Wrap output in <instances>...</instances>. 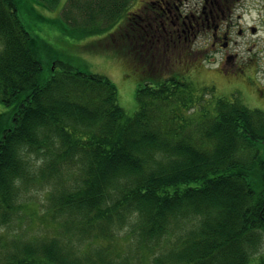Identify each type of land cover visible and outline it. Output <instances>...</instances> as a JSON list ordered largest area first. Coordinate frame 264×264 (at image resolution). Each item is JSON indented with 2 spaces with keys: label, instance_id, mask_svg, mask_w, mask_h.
I'll return each instance as SVG.
<instances>
[{
  "label": "trees",
  "instance_id": "obj_1",
  "mask_svg": "<svg viewBox=\"0 0 264 264\" xmlns=\"http://www.w3.org/2000/svg\"><path fill=\"white\" fill-rule=\"evenodd\" d=\"M95 1L73 31L109 33L129 3ZM19 10L0 0V102L10 107L0 113V219H12L19 185L36 179L30 153L43 180L61 186L65 167L77 172L47 209L64 240L24 243L0 264H114L107 249L82 255L73 244L111 238L128 219L156 245L173 238L153 264H264V112L208 101L174 76L139 86L128 117L106 76L58 59L45 67Z\"/></svg>",
  "mask_w": 264,
  "mask_h": 264
},
{
  "label": "rangeland",
  "instance_id": "obj_2",
  "mask_svg": "<svg viewBox=\"0 0 264 264\" xmlns=\"http://www.w3.org/2000/svg\"><path fill=\"white\" fill-rule=\"evenodd\" d=\"M17 1L19 2L20 17L25 27L37 39L38 59L45 67L53 59H58L81 71L106 76L117 86L119 105L124 109L126 115L132 117L136 113L138 110L137 90L140 84L148 80L142 73L141 66L133 65L134 63L130 65L131 56H126L124 46L120 45L121 48L114 46L115 43L117 45L120 43L114 40L118 38L117 36L111 38L112 29L109 33L92 36H85L79 34L80 32L73 31V29H79L78 26L83 24L84 19L94 12L95 0H60L52 8L43 6L37 0ZM126 1L129 3L121 17L130 10L129 6H132L134 2L121 0L117 4L119 6ZM263 6L264 0H245L244 11H241L244 28L254 25L258 27L259 33L254 37L247 35L246 40L237 39L238 44L229 49L232 53H237L242 61L255 59L256 63H251L252 68L245 74L239 76L226 74L229 66L221 67L224 51L219 49L206 52L208 41L203 38V41L199 40L196 45V48L202 52V57L195 62L194 70H186L181 73L183 71L179 69L180 75L190 81L194 88L198 90L205 88L204 93L207 94L208 101L226 98L241 102L250 109L264 112ZM66 12L69 15V18L66 17L67 19L64 17ZM74 19L77 21L74 22ZM103 24L110 27L111 22ZM250 42H254L255 45L247 47ZM165 70L166 66H161V74L159 73L161 78L169 75V73L164 74ZM9 109L10 107L0 102V113ZM36 158V155L30 153L29 159L33 165L31 172L33 176H36V179L25 185H19L18 204L22 205L21 208L11 215L12 219L8 222L5 223L0 219V261L10 255L9 253H15L16 248L24 243L49 238L64 240L61 236H65V229L51 220L52 218L49 216L51 212L47 209L55 189L63 187L69 189L76 183L77 168L73 167L71 170L68 167L64 168V172L67 173L63 175L64 183L60 186L55 184L59 181L58 177L51 180L40 178L44 164L42 160ZM123 227L111 238H99L84 243L76 242L73 246L78 248L82 255L107 249L109 257L115 262L114 264H153L154 257L165 256L170 251L173 243L172 237H167L166 240L164 239L156 245L155 242L148 240L143 235L136 221L132 222L128 219ZM75 239L73 238V240Z\"/></svg>",
  "mask_w": 264,
  "mask_h": 264
},
{
  "label": "flooded vegetation",
  "instance_id": "obj_3",
  "mask_svg": "<svg viewBox=\"0 0 264 264\" xmlns=\"http://www.w3.org/2000/svg\"><path fill=\"white\" fill-rule=\"evenodd\" d=\"M132 1L130 10L115 23L110 34L111 38L118 37L114 40L120 44L114 46H124L126 56H131L130 65L141 66L150 80L140 86L156 83L161 78V66H166L164 74L169 73L161 79L182 76L179 69L181 73L194 70L195 62L202 57L196 48L202 38L208 41L206 52L224 51L221 67L229 66L226 74H245L252 68L251 63H256L254 58L242 61L237 53L229 51L238 44L237 39L246 40L247 35L259 33L257 26L244 28L241 11L245 0ZM254 45L250 42L247 47Z\"/></svg>",
  "mask_w": 264,
  "mask_h": 264
}]
</instances>
